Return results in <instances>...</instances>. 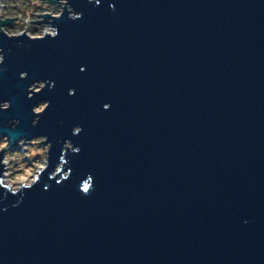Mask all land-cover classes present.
<instances>
[{"label": "water", "instance_id": "1", "mask_svg": "<svg viewBox=\"0 0 264 264\" xmlns=\"http://www.w3.org/2000/svg\"><path fill=\"white\" fill-rule=\"evenodd\" d=\"M43 1L0 17V264H264V0Z\"/></svg>", "mask_w": 264, "mask_h": 264}, {"label": "rangeland", "instance_id": "2", "mask_svg": "<svg viewBox=\"0 0 264 264\" xmlns=\"http://www.w3.org/2000/svg\"><path fill=\"white\" fill-rule=\"evenodd\" d=\"M38 1V0H36ZM35 0H15L12 2L8 13L17 14L21 13L23 18H26L25 12H34L38 10L37 6H33L32 3H36ZM40 5H42L39 2ZM16 7V8H15ZM21 12H20V11ZM31 22L30 34L37 36V32L34 31L35 26ZM26 25L23 21H17L11 26L5 27L4 30L9 34L17 33L21 30H25ZM38 89L39 86H35ZM45 106V103L40 104L36 107L37 111H40ZM44 138L34 139L29 142L22 140L16 146L11 149H7L5 152L4 161L6 165L5 175L3 182L9 185L11 188L16 189L23 184H30L34 181L39 171L46 165L47 161V149L48 145L40 144ZM7 147V140H0V151Z\"/></svg>", "mask_w": 264, "mask_h": 264}, {"label": "built area", "instance_id": "3", "mask_svg": "<svg viewBox=\"0 0 264 264\" xmlns=\"http://www.w3.org/2000/svg\"><path fill=\"white\" fill-rule=\"evenodd\" d=\"M14 1L15 0H0V17H2V18H8V17L16 18V17L20 16V18L15 19V21L13 23H16L17 21H23V23L26 25L24 27L25 30H21L17 33H14V34H18V33H22V32L26 31L29 35H31L29 32L31 29L30 28L31 22L28 23L25 20L29 19V21H36L39 19V17L37 15H39L41 13H51L53 15H60L61 10H62V6H63L62 4H61L62 5L61 6L60 3L59 4H49V3L44 2L43 0H38V1L35 0L38 6H42V7L44 6L46 8L44 10H41V9L35 10L34 12H31L30 14L25 13V15H28V16H26V18H23L21 13H17V14L8 13L10 6L12 5V2H14ZM39 2L42 5H40ZM33 23H34L33 25L35 26L34 28H36V29H34V31L37 32V36H43L46 33L53 32V28L47 24H40L37 22H33ZM0 59H1V57H0Z\"/></svg>", "mask_w": 264, "mask_h": 264}, {"label": "trees", "instance_id": "4", "mask_svg": "<svg viewBox=\"0 0 264 264\" xmlns=\"http://www.w3.org/2000/svg\"><path fill=\"white\" fill-rule=\"evenodd\" d=\"M32 5H33V6H34V5L37 6L38 9H41V10H44V9L46 8V7H44V6H43V7H42V6H38L37 3H35V2L32 3ZM25 13H27V12H25ZM28 13H29V12H28Z\"/></svg>", "mask_w": 264, "mask_h": 264}, {"label": "bare ground", "instance_id": "5", "mask_svg": "<svg viewBox=\"0 0 264 264\" xmlns=\"http://www.w3.org/2000/svg\"><path fill=\"white\" fill-rule=\"evenodd\" d=\"M4 162H6V161H4ZM7 163V162H6Z\"/></svg>", "mask_w": 264, "mask_h": 264}]
</instances>
